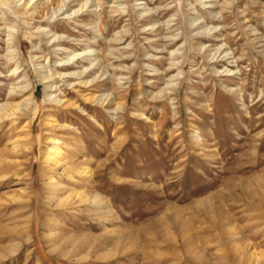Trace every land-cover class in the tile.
I'll list each match as a JSON object with an SVG mask.
<instances>
[{
  "label": "rangeland",
  "instance_id": "obj_1",
  "mask_svg": "<svg viewBox=\"0 0 264 264\" xmlns=\"http://www.w3.org/2000/svg\"><path fill=\"white\" fill-rule=\"evenodd\" d=\"M58 1L0 0V264H264V0Z\"/></svg>",
  "mask_w": 264,
  "mask_h": 264
},
{
  "label": "bare ground",
  "instance_id": "obj_2",
  "mask_svg": "<svg viewBox=\"0 0 264 264\" xmlns=\"http://www.w3.org/2000/svg\"><path fill=\"white\" fill-rule=\"evenodd\" d=\"M33 1V0H32ZM56 1V0H55ZM58 1V0H57ZM67 0H59L58 2H56L57 3V8H58V10L57 11H55L54 12V15H58L59 14V12L65 7V6H67L68 7V5L66 4L67 2H66ZM51 3H52V1H51ZM208 3H210V0H206V1H204V5L206 6ZM202 4V3H201ZM228 4V3H227ZM54 6V5H53ZM83 6H85V5H83ZM204 6V7H205ZM207 8V7H206ZM36 9V8H35ZM68 9V8H67ZM80 10H82V8L80 9ZM67 11V10H66ZM40 13V12H39ZM61 13V12H60ZM65 12H63V14H64ZM36 15V17L37 18H39L38 17V13L37 14H35ZM40 15V14H39ZM67 16V15H66ZM54 17H56V16H53V18ZM68 18H70L69 17V15H68V17H64L63 19H67L68 20ZM56 21H58V20H56ZM62 77V76H61ZM47 78V77H46ZM52 78V77H51ZM19 92V91H18ZM23 92V91H22ZM18 94V93H17ZM14 96H16V95H13L12 97L14 98ZM12 105V104H11ZM10 108H9V112H7V114H6V116H5V118L7 117V118H13L14 117V119H17L20 115H22V113H23V111H26V110H28L29 109V106L26 104V103H19V104H16V106L14 107L13 105L12 106H9ZM3 111V110H2ZM3 115V114H2ZM21 117V116H20ZM59 144V143H58ZM55 149L56 150H52V151H50V153L48 154L49 155V160H52L53 158H54V156H56V155H58V154H60L59 153V148H56L55 147ZM57 152H58V154H57ZM62 152V151H61ZM56 154V155H55Z\"/></svg>",
  "mask_w": 264,
  "mask_h": 264
}]
</instances>
